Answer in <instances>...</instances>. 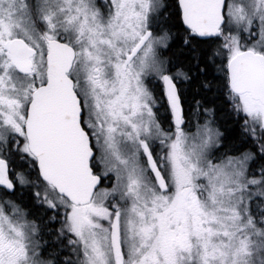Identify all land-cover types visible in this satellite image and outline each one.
Instances as JSON below:
<instances>
[{
  "label": "snow or ice",
  "instance_id": "snow-or-ice-1",
  "mask_svg": "<svg viewBox=\"0 0 264 264\" xmlns=\"http://www.w3.org/2000/svg\"><path fill=\"white\" fill-rule=\"evenodd\" d=\"M0 264H264V0H0Z\"/></svg>",
  "mask_w": 264,
  "mask_h": 264
}]
</instances>
